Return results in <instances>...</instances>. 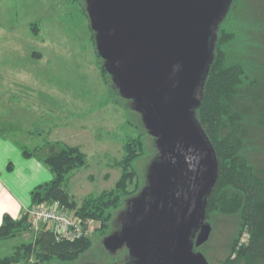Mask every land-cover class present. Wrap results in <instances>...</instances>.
Returning <instances> with one entry per match:
<instances>
[{
    "label": "rangeland",
    "instance_id": "374dc122",
    "mask_svg": "<svg viewBox=\"0 0 264 264\" xmlns=\"http://www.w3.org/2000/svg\"><path fill=\"white\" fill-rule=\"evenodd\" d=\"M233 9L243 34L230 43L229 58L263 66L264 0H235ZM32 23L38 25L37 35ZM103 67L86 0H0V100L4 103L0 113L7 124L13 121L8 125L10 133L19 132L23 138L33 134L34 142L44 146L41 154L49 153L51 143L58 149L57 141L79 145L87 153V164L74 170L65 185L78 204L90 194L97 195L115 186L121 168L114 165V160L125 154L124 144L129 137L142 134L147 141V152L136 164L141 180L139 190L126 196L113 211L106 232L96 230L90 236L91 248L75 260L52 259L37 264H127L131 260L127 244L109 246L105 238L121 234L130 203L149 185L159 146L142 113L132 99L116 89L113 79L105 78ZM258 69L257 77L264 76V70ZM29 75L30 81L15 85L10 81L13 77L27 79ZM12 92L20 96L19 112L10 116ZM11 117L14 120L10 121ZM251 140L247 154L260 167L264 161V127L255 126ZM97 225L101 227L100 223ZM211 225L209 239L195 245V250L214 264L228 255L239 217L213 216ZM36 237L37 232L31 227L5 239L0 256L13 253L17 246ZM35 262L33 253L29 262L15 264Z\"/></svg>",
    "mask_w": 264,
    "mask_h": 264
},
{
    "label": "water",
    "instance_id": "95a60500",
    "mask_svg": "<svg viewBox=\"0 0 264 264\" xmlns=\"http://www.w3.org/2000/svg\"><path fill=\"white\" fill-rule=\"evenodd\" d=\"M86 1L106 68L159 146L149 185L106 244H127L135 264H209L195 245L212 231L219 162L196 108L233 0Z\"/></svg>",
    "mask_w": 264,
    "mask_h": 264
},
{
    "label": "trees",
    "instance_id": "16d2710c",
    "mask_svg": "<svg viewBox=\"0 0 264 264\" xmlns=\"http://www.w3.org/2000/svg\"><path fill=\"white\" fill-rule=\"evenodd\" d=\"M234 1L219 24L214 59L209 67L200 105L196 108L197 119L211 140L219 162L217 181L208 196L206 219L211 223L213 216L239 217L228 255L214 264H264V161L256 167L247 154L252 145L253 128L264 127V76L257 77L256 74L258 68L264 70V65L256 66L249 60L243 62V59L236 58L238 60L232 61L229 58L230 43L243 34L235 19ZM32 29L37 35V23H32ZM102 71L106 79H112L106 66ZM116 89L120 92L118 86ZM57 143L59 148H54V143H51L47 154H41L44 146L35 149L22 146L26 157H37L53 173L51 180L33 188L32 206L60 201L80 217L100 219L102 226L98 232L104 234L113 211L121 206L126 196L139 190L141 180L136 164L147 152L145 136L129 137L124 144L125 154L121 159L114 160V165L121 168L115 186L97 195H88L81 204L65 185L74 170L87 164V153L79 145ZM31 227L29 211L23 212L19 218L5 213L0 226V239L14 238L31 230ZM245 231L249 233V238L240 244ZM92 244L91 237L58 241L53 231L43 229L33 241L24 242L13 253L0 256V264L27 263L33 253L37 258L34 264L52 259L72 261L90 249Z\"/></svg>",
    "mask_w": 264,
    "mask_h": 264
},
{
    "label": "crops",
    "instance_id": "0c3cea01",
    "mask_svg": "<svg viewBox=\"0 0 264 264\" xmlns=\"http://www.w3.org/2000/svg\"><path fill=\"white\" fill-rule=\"evenodd\" d=\"M30 77V75L27 79L13 77L10 81L15 85L25 80L30 81ZM12 93L9 97V100L11 99L9 102L10 116L19 112L18 98L20 96L17 92ZM3 106L4 103L0 100V112L4 109ZM3 117L0 113V226L5 213L19 218L23 212L28 211L32 207L33 188L53 178V173L48 166L37 157H26L23 153L22 146L31 149L39 146L32 139L33 134L28 133L23 138L18 135L19 132L10 133L8 125L12 124L11 120L14 118L11 117L9 119L11 122L7 124ZM3 242L4 240L0 239V246Z\"/></svg>",
    "mask_w": 264,
    "mask_h": 264
},
{
    "label": "built area",
    "instance_id": "2783aa9c",
    "mask_svg": "<svg viewBox=\"0 0 264 264\" xmlns=\"http://www.w3.org/2000/svg\"><path fill=\"white\" fill-rule=\"evenodd\" d=\"M32 227L37 234L43 229L54 232L58 241H73L84 237H90L98 230L100 219L92 217H80L74 211L69 210L60 201L43 203L28 209ZM249 233L245 231L240 244L247 242Z\"/></svg>",
    "mask_w": 264,
    "mask_h": 264
},
{
    "label": "flooded vegetation",
    "instance_id": "af4514ba",
    "mask_svg": "<svg viewBox=\"0 0 264 264\" xmlns=\"http://www.w3.org/2000/svg\"><path fill=\"white\" fill-rule=\"evenodd\" d=\"M127 264H135V259L131 256V260L128 259Z\"/></svg>",
    "mask_w": 264,
    "mask_h": 264
}]
</instances>
